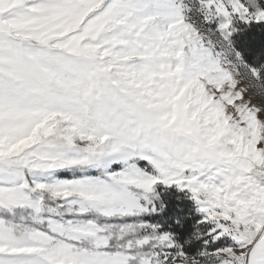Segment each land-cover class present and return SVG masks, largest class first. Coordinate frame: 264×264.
I'll return each instance as SVG.
<instances>
[{
  "label": "snow or ice",
  "instance_id": "6c2138e0",
  "mask_svg": "<svg viewBox=\"0 0 264 264\" xmlns=\"http://www.w3.org/2000/svg\"><path fill=\"white\" fill-rule=\"evenodd\" d=\"M0 264H264V0H0Z\"/></svg>",
  "mask_w": 264,
  "mask_h": 264
}]
</instances>
